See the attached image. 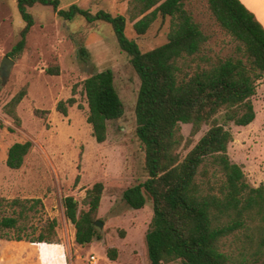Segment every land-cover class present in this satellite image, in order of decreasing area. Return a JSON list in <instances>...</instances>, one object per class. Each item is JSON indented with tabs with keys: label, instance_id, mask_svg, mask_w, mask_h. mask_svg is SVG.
<instances>
[{
	"label": "rangeland",
	"instance_id": "obj_1",
	"mask_svg": "<svg viewBox=\"0 0 264 264\" xmlns=\"http://www.w3.org/2000/svg\"><path fill=\"white\" fill-rule=\"evenodd\" d=\"M133 1L60 0V8L78 4L90 14H124L127 36L135 39L142 51L165 43L172 18L159 16L146 34L138 35L130 19ZM241 1L263 19L264 0ZM182 4L207 39L196 54L180 59V78L242 55L243 43L216 20L208 0H182ZM28 11L34 25L25 48L11 56L26 21L16 0H0V64L5 56L15 60L8 81L0 86V264H148L145 234L154 214L152 201L148 198L143 208L134 209L123 199L128 187L148 178L145 147L136 134L135 108L141 81L131 56L120 48L107 22L88 21L81 15L65 19L51 5L36 4ZM80 45L89 50L88 61L79 56ZM48 68H58L59 74H50ZM107 68L114 71L125 112L109 123L107 140L98 143L87 121L89 107L82 82ZM26 85L28 94L18 106L21 124L17 125L4 106ZM74 86L77 102L65 116L56 106L73 95ZM252 102L254 121L247 126L229 123L226 128L233 135L228 145L230 160L241 166L250 186L258 187L264 183V75L256 80ZM180 125L189 138L192 125ZM209 128L203 125L193 143L180 149L182 158ZM26 141H31L32 147L23 165L11 169L6 163L9 148ZM224 179L212 160L200 167L197 176L203 189L214 186L212 192L218 191ZM97 182L104 185L95 219L104 223L103 228L96 227L103 237L80 245L75 241L76 228L66 217L64 199L73 196L79 210H88L87 191ZM5 218H14L15 226H3ZM54 221V233L49 235ZM41 235L53 242L40 241ZM258 238L255 229L239 230L222 240V249L235 261L261 264L264 248L259 249ZM112 247L117 249L116 260L107 255Z\"/></svg>",
	"mask_w": 264,
	"mask_h": 264
},
{
	"label": "trees",
	"instance_id": "obj_2",
	"mask_svg": "<svg viewBox=\"0 0 264 264\" xmlns=\"http://www.w3.org/2000/svg\"><path fill=\"white\" fill-rule=\"evenodd\" d=\"M133 2L130 19L138 35L146 34L159 16L172 18L165 43L142 51L137 41L127 36L128 19L124 14H90L78 4L60 8V0H16L26 25L10 54L25 48L27 34L34 25L28 7L36 4L53 6L65 19L81 15L88 21L109 23L120 48L131 56L141 81L135 108L136 134L145 147L148 178L128 187L123 199L134 209L143 208L148 198L152 201L154 214L145 234L148 264L176 260L181 264H252L246 259L235 261L222 249L224 238L243 229H255L259 249L264 248V183L250 186L241 166L230 160L228 145L233 135L226 125L247 126L256 117L252 97L256 80L264 75V26L241 0H208L216 20L243 43L242 55L180 78V59L196 54L207 39L199 24L183 8L182 0ZM78 53L85 61L90 59L85 45L79 46ZM47 71L59 74L58 68ZM82 84L89 107L87 121L96 141L103 143L108 138L109 123L125 112L114 71L107 68L93 73ZM72 92L71 97L56 106L65 116L77 102L75 86ZM27 94L26 85L4 106L17 125L21 124L18 106ZM181 123L192 125L187 139ZM205 124L210 128L182 158L180 149L189 147ZM31 147V141L14 143L8 150V167L19 169ZM208 160L215 162L225 177L217 192H212L214 186L203 189L197 180L200 167ZM103 189V183L97 182L87 191L88 210H79V202L73 196L64 199L66 217L74 224L75 241L80 245L103 237L94 224ZM15 223L14 218L1 221L8 227ZM55 224L54 221L50 225L49 235L54 233ZM40 241L53 242L44 235ZM107 255L116 260L117 249L109 248Z\"/></svg>",
	"mask_w": 264,
	"mask_h": 264
},
{
	"label": "water",
	"instance_id": "obj_3",
	"mask_svg": "<svg viewBox=\"0 0 264 264\" xmlns=\"http://www.w3.org/2000/svg\"><path fill=\"white\" fill-rule=\"evenodd\" d=\"M15 64V60L5 56L2 59V62L0 64V86L6 84L8 81V78L10 77L12 68ZM94 224L96 227H99L100 229L104 227V223L101 222L100 220H95Z\"/></svg>",
	"mask_w": 264,
	"mask_h": 264
},
{
	"label": "crops",
	"instance_id": "obj_4",
	"mask_svg": "<svg viewBox=\"0 0 264 264\" xmlns=\"http://www.w3.org/2000/svg\"><path fill=\"white\" fill-rule=\"evenodd\" d=\"M247 7V6H246ZM249 9V8H248ZM256 15V14H255ZM256 18L263 24V26H264V21H262L263 19H264V17H263V19H260L257 15H256Z\"/></svg>",
	"mask_w": 264,
	"mask_h": 264
},
{
	"label": "built area",
	"instance_id": "obj_5",
	"mask_svg": "<svg viewBox=\"0 0 264 264\" xmlns=\"http://www.w3.org/2000/svg\"><path fill=\"white\" fill-rule=\"evenodd\" d=\"M91 259H95V256H91Z\"/></svg>",
	"mask_w": 264,
	"mask_h": 264
}]
</instances>
